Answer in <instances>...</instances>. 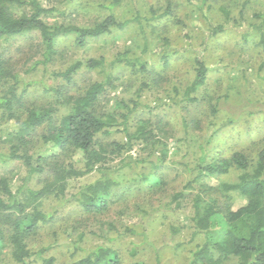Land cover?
Listing matches in <instances>:
<instances>
[{
	"label": "trees",
	"instance_id": "trees-1",
	"mask_svg": "<svg viewBox=\"0 0 264 264\" xmlns=\"http://www.w3.org/2000/svg\"><path fill=\"white\" fill-rule=\"evenodd\" d=\"M208 1L203 0L199 6L208 24V36L201 43L204 54L213 40L231 31L228 25L233 26L243 42H248L254 33L260 34L258 45L264 48L263 12L252 14L260 23L249 22L248 29L238 30L248 23L252 0H212L207 7L212 11L214 2L218 4L219 21L204 11L203 6ZM82 2L0 0V138L9 136L10 144L7 153L0 149V161L20 162L27 172L16 191L13 190L15 172L0 174V264H126V255L136 257L138 248L133 241L131 248L122 242L118 245L119 239L123 241L125 237L142 233L130 226L117 225L120 224L116 222L118 216L136 212L146 218L162 208L174 212L188 204L193 209L189 242L206 237L203 243L194 245L190 264H264V144L259 143L255 153L235 151L230 157L209 158L204 152L195 168L189 169L190 177L184 187L176 190L168 186L171 184L167 180L168 140L175 132L170 129L165 115L136 113L140 110L139 101L131 100L133 107L125 103V112L101 105L108 90L117 88L115 71L119 67L144 77L139 93L151 88L147 78H151L154 86L164 81L165 74L157 72L144 57L149 49L146 28L151 26L155 30L154 23L171 15L172 6L168 5L163 15L151 9L152 17L137 11L132 19L120 20L115 9L122 0H112L111 5L105 7L106 16L91 26L48 21L65 14L60 5L67 8ZM132 24L137 25L136 29L144 37L145 48L141 55H132L128 48L110 63L103 57L91 58L63 72H52L53 79L63 81L58 88H50L42 81L45 93L57 97L52 102L38 104L28 99L25 90H21L25 82L17 72L18 63L4 54L5 43L16 38L30 42L38 35L37 52L41 58L27 72L43 66L44 76L48 77L47 66L59 56L61 38L72 37L74 44L82 48L94 39L124 31ZM168 45L166 41L165 46ZM17 53L25 54V47L19 45ZM176 54L180 53L169 50L162 53L166 67ZM204 58V55L194 56V81L183 90L180 100L175 102L174 97L171 102L191 113V105L201 107L207 102L212 114L217 115L228 96L208 91L210 71ZM84 65L103 72L106 77L91 83L81 94H71L67 89L73 86ZM173 90L180 95L177 87ZM64 107L66 113L61 115ZM11 123L12 131L2 129L4 124ZM198 123L197 118L184 120L187 140H190L191 125L201 130ZM218 133L216 130L212 138ZM42 144L46 147L45 153L36 149ZM136 147L140 149L134 154ZM232 172L238 174L235 181L221 179ZM93 175L94 181L69 191L73 181ZM232 194L246 199V205L233 210ZM151 197L159 201L149 200ZM50 201L55 205L47 207ZM69 206L73 209L66 212ZM115 211L114 221L111 214ZM66 231H70L69 238L73 239V243L69 240L67 244L73 246L78 257L73 253L70 262L59 263L50 251L63 246L58 242ZM88 237L98 238V241L86 248ZM99 239L106 241L99 242Z\"/></svg>",
	"mask_w": 264,
	"mask_h": 264
},
{
	"label": "rangeland",
	"instance_id": "rangeland-1",
	"mask_svg": "<svg viewBox=\"0 0 264 264\" xmlns=\"http://www.w3.org/2000/svg\"><path fill=\"white\" fill-rule=\"evenodd\" d=\"M202 1L122 0L121 5L115 9L120 20L132 19L137 11L144 13V16L152 17L151 9H154L157 15H163L168 5L172 6L171 15L154 23L157 27L155 30L151 26L146 28L149 49L144 57L157 72L162 71L165 74L164 81H161L158 86H154L151 78H147L151 88H144V91L139 93L137 91L144 77L119 67L115 71V77H118L115 83L117 88L109 89L101 99L103 108L125 112V103L133 107L132 101H139L140 110H137L136 113L165 115L170 129L175 132V136L168 140L170 145L166 164L167 180L171 184L168 186L176 190H181L184 187L186 179L190 177L189 169L195 168L204 152L208 153L209 158L230 157L235 151L255 153L258 150L257 147H260L259 143L264 144V48L258 45L261 36L254 33L248 42H243L240 35L236 33L237 31L232 28L233 26L228 25V29L231 31L213 40L204 54V47H201V43L208 36V24L199 10ZM111 2L112 0H83L81 4L76 3L67 8L60 5L61 11L65 14L61 17L49 18L48 21L50 23L57 21L63 24L91 26L96 20L106 16L108 10L105 7L111 5ZM210 2L212 0L203 6L204 11L209 12L211 17H215L219 21V12L216 11L218 4L213 1L214 9L209 11L207 5ZM44 3L47 5V1ZM248 12H250L248 13V23H245L243 28H239L240 31L248 29L250 23H260L259 19L252 18V14L254 12L264 13V1L252 0ZM178 20H180V24ZM136 26V24H132L124 31H114L100 39H94L82 48L74 44L72 37L61 38L58 46L60 54L55 61L47 66L48 77L44 76L43 66H40L36 71L27 72L29 67L41 58L37 52L40 45L38 35H34L30 42H25V38H16L5 43L4 54L12 56L18 63L17 72L23 76L25 82L24 88L21 89L25 90V96L38 104L52 102L57 97L53 93H45L42 81L50 88H58L63 84V81L51 77L52 72H63L71 65L78 62L85 64L91 58L103 57L110 63L118 53L124 52L128 48L132 55H141L145 48L144 37L141 36ZM166 41L169 42L168 46H165ZM19 45L25 47V54L17 53ZM168 50L178 51L180 54L172 55L171 64L166 67L161 57L162 53ZM197 54L204 55L210 71L208 91L228 96L223 101L217 115L212 114L207 102H204L201 107L191 105L189 108L193 113L186 112L181 105L175 104L182 98L183 90L194 81L193 58ZM105 77L103 72L90 70L84 65L75 77L73 86L67 91L71 94H81L91 83L103 81ZM175 87L181 91L180 95L173 90ZM174 97H176L175 102H171V98ZM196 109L201 112H196ZM65 113L64 107L61 110V115ZM194 118L198 119L201 130L194 129V125H191L190 140H187L184 120L190 121ZM2 129L6 132L12 131L13 123L4 124ZM216 130L219 133L212 138ZM208 140L211 142L208 143ZM9 145V136L4 135L3 138H0L1 152L7 153ZM200 145L207 149L205 151L200 149ZM45 148L43 144L36 147V149H41L40 153H45L47 151ZM137 149L140 147L135 148L134 154L137 153ZM11 170L16 174L13 181V190L16 191L23 184L22 178H25L27 172L20 162L0 161L1 175ZM237 175L236 172H232L222 176L221 179L235 181ZM94 180L95 176L93 175L73 181L69 191H76L78 186ZM149 200L159 201L156 197H151ZM162 200L166 203L165 198ZM50 203H46V206L55 205L52 201ZM246 203V199L232 194L231 206L233 210L245 206ZM72 209L69 206L66 212ZM192 212L191 204L186 205L183 210L174 212L162 208L146 218H142L135 212L118 216V220H116V211L113 212L111 214L113 220L120 223L117 225L120 227L121 224L130 226L142 233L140 236L125 237L123 241L119 239L118 245H121L122 242L126 247L131 248L130 242L133 241L138 248L136 257L131 254L126 255V264L136 261L142 264H190L194 245L206 240L205 236H200L193 243L189 242L193 232L190 220L193 216ZM43 233L45 232L43 231ZM69 234L70 231L61 234L58 244L63 246L50 251L58 258L59 263L70 262L73 253L78 257L73 246L67 244L70 243L69 240L73 243ZM97 241L98 238L88 237L84 245L88 248ZM104 241L106 240L99 239V242ZM110 243L115 244L114 242ZM39 244L40 242H37V245Z\"/></svg>",
	"mask_w": 264,
	"mask_h": 264
}]
</instances>
